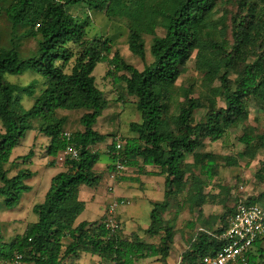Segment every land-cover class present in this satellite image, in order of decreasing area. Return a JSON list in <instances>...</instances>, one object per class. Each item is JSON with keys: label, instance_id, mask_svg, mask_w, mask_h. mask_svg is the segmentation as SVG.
<instances>
[{"label": "trees", "instance_id": "1", "mask_svg": "<svg viewBox=\"0 0 264 264\" xmlns=\"http://www.w3.org/2000/svg\"><path fill=\"white\" fill-rule=\"evenodd\" d=\"M80 2L110 20L126 19L128 49L142 60L143 36H152L153 60L138 70L112 50L113 38L88 37L89 18L79 20L67 10ZM0 15L10 25L7 32L0 31V196H5V209H14L29 188L25 183L29 170L9 177L5 166L31 129V119L43 120L47 156L56 157L68 146L78 151V158L66 159L65 169L51 178L43 202L33 206L37 220L10 241L0 236V264H10L16 254L22 255L17 264H76L83 253L96 256V264H140L151 258L168 264L176 234L185 246L176 264H203L202 257L220 251L226 244L220 236L227 228L225 218L234 208L220 217L207 216L206 227L195 229L193 236L188 229L192 221L180 229L175 217L165 216L171 199L180 194L199 215L208 196L224 205L220 193L204 192L209 181L222 164L252 161L264 150V130L248 123L249 102L264 112V0H0ZM33 39L34 49L23 57L21 46ZM192 55L205 90L193 97L192 89L182 88L183 100L174 111L175 82ZM98 63L106 64V77L124 82L126 92L137 98L141 121L130 122L132 136L123 139L124 165L140 172L154 166L164 176V198L151 203L149 223L143 229L146 238L126 233L122 225L111 232L99 220L77 223L85 207L77 197L80 186H95L101 179L95 171L100 153L92 148L109 136L94 130L109 105L93 75ZM28 69L44 77L45 88L25 110L15 95L24 88L5 75ZM58 109L83 110L79 119L83 130L71 132L68 139L63 136L65 118L54 115ZM200 109L203 116L195 121L194 113ZM238 126L243 129L238 137L243 149L236 157L203 150L206 140H222ZM114 145L115 138L109 145V170L114 169L110 153ZM32 155L30 150L23 159ZM255 177L264 184V160ZM238 202L264 205V189L238 197ZM215 218L225 223L211 230L209 220L216 222ZM248 264H264L260 240L250 249Z\"/></svg>", "mask_w": 264, "mask_h": 264}, {"label": "rangeland", "instance_id": "2", "mask_svg": "<svg viewBox=\"0 0 264 264\" xmlns=\"http://www.w3.org/2000/svg\"><path fill=\"white\" fill-rule=\"evenodd\" d=\"M67 10L72 15L76 16L79 20L83 18H89V25L86 27V32L88 37L94 35L107 36L111 37L115 41L113 47L114 50H118L122 58L129 64L136 67L138 70H142L144 64H149L153 58L150 54L149 47L151 44L150 35H144L145 41V59L142 60L139 57L133 55L127 46V29H126V19H108L103 14L95 12L94 10L87 7L85 2H80L72 6H68ZM9 22L4 15H0V31L7 32L9 30ZM20 31V30H19ZM157 34L162 35L163 29L158 28ZM36 41L29 40L24 41L21 46V52L23 57H27L31 54L34 49ZM106 64L98 63L96 68L93 71V75L96 79L97 85L105 94L108 99V108L102 112L98 117L95 124L94 130L102 131L106 135H109L102 141L94 145V148H104V151L100 153L101 157L99 162H103L106 159V149H109L110 143L114 138L119 137L122 140L128 136H132V133L129 131L130 122H140L141 117L140 113L136 109L137 98L133 95H130L125 90L124 82H113L110 78L106 77ZM202 74L198 72L195 67V58L194 55L188 60L185 70L182 71L180 76L175 82L176 85V94L174 96V101L171 105L172 110L177 111L179 105L181 104L183 98L180 97L182 88H190L193 90L192 96L197 97L200 95L201 91H204L205 88L201 83ZM232 77H234L232 75ZM6 80L9 82L18 85L22 90L16 92V97L19 99L21 106L28 110L34 101V98L45 88V79L44 77L35 70L28 69L21 74H6ZM248 123L249 125L256 128L258 131L264 130V112L259 111V108L253 103H248ZM66 112V110L58 109L55 112L56 117H60L59 113ZM70 112V111H69ZM74 112V111H72ZM83 110H76L73 114L70 115L71 123L70 127L66 124L63 125V129L68 131L83 130V126L80 124V115L83 114ZM204 113V109L197 110L194 113L195 121H198ZM73 120V122H72ZM31 129L26 131L25 138L21 140V144L13 149L12 155H19L24 149L28 134H37V139H42L44 136L41 133L43 126V120L41 118L31 119ZM30 131V132H29ZM242 126L231 128L226 137L222 140L215 142L205 141L204 151H211L213 153L222 154V155H232L234 157L243 149V145L238 142V137L242 134ZM71 133V132H70ZM98 148V149H99ZM40 149L36 150L34 160L30 161L34 163V168L38 170L37 178L39 186H37L36 197L29 201V203H22L20 200L16 205V208L24 204V208H28L34 205L41 203L44 198V193L47 191L50 178L61 170V167L49 166L48 168H43L39 164ZM29 153V151H28ZM27 153V154H28ZM26 154V155H27ZM37 156V157H36ZM53 156L45 157L46 160L54 159ZM37 159V160H36ZM264 160V150H261L258 155L252 161H247L246 159H239L238 165L225 167L223 164L220 168V173L214 177V179L209 181V185L205 188V193H220L219 198L224 200V205L217 204L213 198H209L206 203L202 206V215L198 214L197 209L190 210L186 201H184V195L180 194L171 199V205L169 211L166 214V218H176L177 227L183 229L186 223L190 220L192 221L193 227L188 228L189 233H192V236L195 234V229H203L206 227L203 224V219L207 218L210 215L221 216L223 213H226L228 209L234 208L236 199L238 197H248L253 194H256L264 189V184L259 182L255 173L261 165V161ZM41 167V168H40ZM30 168V166H29ZM28 168V169H29ZM31 170V169H30ZM29 170V172H31ZM129 174H134L130 168H126L121 175V178L125 176H130ZM120 178V177H119ZM118 179L117 181H121ZM126 182V181H125ZM26 183V182H25ZM111 183V180L104 178V176L99 180L95 186H82L77 193L78 199L85 202V209L82 211L80 216L77 219V222L80 221H96L101 212L100 203L107 197L108 190L107 186ZM128 184V183H127ZM31 184H28L29 188L26 192H29L31 189ZM137 184L132 183L133 187H136ZM221 187L226 188L222 190ZM87 192V193H85ZM23 193V194H24ZM128 193L132 191L128 190ZM141 195H145L148 198L146 191L141 190ZM93 199H92V197ZM5 196H0V236L4 241H10L12 237L18 233L23 232L26 222H30L36 219L35 214L32 212L29 216H26L27 210L23 211L20 209L15 213L5 209L3 205V199ZM91 197V198H90ZM128 198L130 203L128 205L119 207L123 211L124 215L127 217H133L132 221L136 225H147L149 223V212L151 209V204L146 200V198ZM150 199L156 200V196H150ZM162 201V200H160ZM158 200V202H160ZM146 209V211H144ZM137 213V214H134ZM14 215V218L12 219ZM230 215V214H229ZM228 215V217H229ZM206 216V217H205ZM98 217V218H97ZM227 217V220H228ZM119 219V218H118ZM216 222H211V230H215L219 227H222L227 222L226 218L223 222L215 218ZM131 221V220H130ZM131 225V224H130ZM196 225V226H195ZM135 228V227H133ZM186 229V228H185ZM179 238V236L177 235ZM264 247V241L262 242ZM184 247L180 242L174 245L173 250L170 253L169 258L167 259L168 264H176L181 256ZM97 257L91 256L90 254H82L81 258L76 264H96ZM22 264V263H21ZM24 264V263H23ZM144 264H166L155 259H149Z\"/></svg>", "mask_w": 264, "mask_h": 264}, {"label": "crops", "instance_id": "3", "mask_svg": "<svg viewBox=\"0 0 264 264\" xmlns=\"http://www.w3.org/2000/svg\"><path fill=\"white\" fill-rule=\"evenodd\" d=\"M72 111L75 112L76 110H66V112L59 113L61 115L60 117H64L65 118L64 124H66L68 127H70V125H72L71 118H70V115L74 113ZM80 117H81V115H80ZM72 122H73V120H72ZM94 127H95V125H94ZM65 131H67V132H75V131H68L67 129H65ZM76 131H82V130H76ZM98 132L101 133V134H105L104 132H102L100 130ZM37 138H38L37 134H33V133L32 134H28L26 143L24 145V149L22 150L23 152L22 153L20 152L19 155H12L11 154L9 162L5 166L9 170V172H8V176L9 177L16 175L19 170H30L31 169L30 170L31 171L30 172L31 176L25 182H26L27 185L31 184L30 185L31 189L32 188L33 189L30 190L29 192H26V194L24 193L22 195V197L20 199L22 201V203H29V201L32 200L33 198H35L36 194H37V186H39L38 185L39 182H38V178L36 176L38 174V170H36L34 168V163H32L30 161L31 159L34 160V156H35L36 150L40 149L39 152H40L41 159H39V164H40L41 167L48 168L49 166H55V167L57 166V167H61L60 171H63L65 169V164H61V163L56 162L55 158L51 159V160L44 159L45 157H48L45 154V147H46V145L48 143V138L45 137V136L42 139L40 138L39 140ZM20 144H21V142H20ZM98 148H96V147L94 148V146H93L92 149L93 150H97L100 153H102V151H104V148H101V149L100 148L98 149ZM30 150H32L33 155L31 157H29L28 159H23V157ZM105 151H106V159L103 162H99V160H100V158H99L98 162L95 165V171L97 172V174H101V178L104 176V178H107V179L109 178L111 180L110 172L112 170L108 169V164L110 163V156L108 154L109 149H106ZM100 157H101V155H100ZM29 166H30V168H29ZM126 168H130L134 174H129L130 176H125V178H121L122 176H120V178H118V179H122V180L119 181V182L117 181V179L114 180V181L111 180V183L108 184L107 188L109 186H112L113 187V192L107 191L108 192L107 197H105L101 201V203H100L101 212L99 213V216H98L99 218L97 217L98 218L97 220H100L102 218L107 204L115 196H123V197L129 198V199L130 198L139 199V198L145 197V195H143V196L141 195V190H143V191L147 192L148 198H146V197L145 198H146V200H148V202L150 204L152 202H158V200L159 201L163 200V198H164V176L159 174V170L158 169L154 168V166H149V165H147V166H145L143 168V170H142L143 172H140L138 167H126ZM60 171H58V172H60ZM57 173H55V174H57ZM51 178H50V181H51ZM132 183L137 184L136 187H133ZM49 186H50V184H49ZM82 186H86V185H82ZM82 186H80V188ZM80 188H79V190H80ZM128 190L132 191V193L131 194L128 193ZM45 193H44V195H45ZM85 193H87V192H85ZM150 196H152V197L156 196V200L157 201H153L154 199H150ZM93 197H92V199H93ZM43 200H44V198H43ZM33 206H32V208H33ZM151 207H152V205H151ZM32 208L31 207L24 208V204H23L22 206H20L18 208L15 207L14 209L9 210V211H13L15 213L16 211H18L20 209H23V211H25V209H26L27 210L26 216H29L30 213L33 212ZM84 209H85V207H84ZM144 211H146V209ZM134 214H137V213H134ZM117 217L119 218V220L121 222V225L123 227V230L126 233L138 232L141 237L146 238V236L143 234V229H145L148 224L147 225L143 224V225H139V226L136 225V223L132 221L133 217L131 218V217L125 216L123 211H121L120 209L117 211ZM13 218H14V215H13L12 219ZM36 220H37V217H36L35 220L30 221V222H35ZM80 222H82V221H80ZM227 222H228V220H227ZM27 223H29V222H26V224ZM77 223H79V222H77ZM26 224H25V226H26ZM133 227H135V228H133ZM199 229H201V228H199ZM177 235L179 236V238L177 237ZM177 242H180L183 245L182 240H180V235L179 234H176L174 236V243L172 245L171 251L173 250V247H174L175 244H177ZM83 254H85V253H83ZM147 260H149V259H145V260L141 261L140 264L146 263Z\"/></svg>", "mask_w": 264, "mask_h": 264}, {"label": "built area", "instance_id": "4", "mask_svg": "<svg viewBox=\"0 0 264 264\" xmlns=\"http://www.w3.org/2000/svg\"><path fill=\"white\" fill-rule=\"evenodd\" d=\"M63 136L70 138V132H63ZM124 141L116 137L114 149L110 152L114 157V169L110 172L112 181L119 178L126 169L122 158ZM78 151L74 146H68L55 157L56 162L65 164L66 159H77ZM113 192V187L107 188ZM130 200L123 196H115L107 204L102 218L99 220L111 232L119 230L121 222L117 217L119 207L128 205ZM226 240L223 248L214 255L202 257L203 264H248V253L255 241H264V205L245 204L238 202L228 217L227 228L220 235ZM22 258L16 254L10 264H17Z\"/></svg>", "mask_w": 264, "mask_h": 264}]
</instances>
